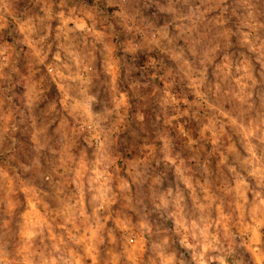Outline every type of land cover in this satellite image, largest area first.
Segmentation results:
<instances>
[{
  "label": "clouds",
  "instance_id": "obj_1",
  "mask_svg": "<svg viewBox=\"0 0 264 264\" xmlns=\"http://www.w3.org/2000/svg\"><path fill=\"white\" fill-rule=\"evenodd\" d=\"M0 264H264V0H0Z\"/></svg>",
  "mask_w": 264,
  "mask_h": 264
}]
</instances>
